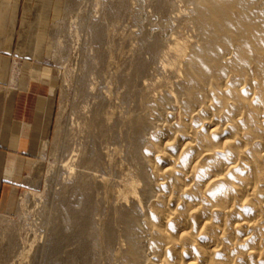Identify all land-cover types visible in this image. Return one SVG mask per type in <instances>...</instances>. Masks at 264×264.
<instances>
[{"label":"rangeland","instance_id":"374dc122","mask_svg":"<svg viewBox=\"0 0 264 264\" xmlns=\"http://www.w3.org/2000/svg\"><path fill=\"white\" fill-rule=\"evenodd\" d=\"M212 2L65 0L51 47V132L34 160L33 183L0 216V264H20L32 244L22 264H144L156 257L140 202L150 208L146 202L155 199L147 184L149 151L160 150L158 136L188 135V118L193 131L209 121L191 109L188 90L200 82L188 83L196 79L188 56L231 59L216 37ZM235 7L264 27V0H237ZM231 13L240 20V12ZM223 74L229 81V69ZM250 75L255 96L264 74ZM208 103L213 113L217 103ZM211 119L230 124L221 110ZM181 152L184 145L167 151Z\"/></svg>","mask_w":264,"mask_h":264},{"label":"bare ground","instance_id":"6f19581e","mask_svg":"<svg viewBox=\"0 0 264 264\" xmlns=\"http://www.w3.org/2000/svg\"><path fill=\"white\" fill-rule=\"evenodd\" d=\"M236 3L213 0L208 6L216 37L225 56L231 55L227 63L184 52L196 72L189 85L198 80L197 89L203 88L201 96L194 87L188 90L195 96L191 109L209 121L193 131L188 118L183 130L188 135L172 141L158 136L154 140L160 150L149 151L147 184L155 199L146 202L150 208L140 202L148 210L144 222L156 257L151 253L154 260L144 264H264V89L255 96L250 92V73L257 78L264 74V27L253 13L250 20L247 11L236 10ZM233 10L242 20L232 16ZM233 41L235 46L228 47ZM209 101L217 103L216 110L230 124L211 119L216 110L211 113ZM181 145L185 152L167 153Z\"/></svg>","mask_w":264,"mask_h":264},{"label":"crops","instance_id":"0c3cea01","mask_svg":"<svg viewBox=\"0 0 264 264\" xmlns=\"http://www.w3.org/2000/svg\"><path fill=\"white\" fill-rule=\"evenodd\" d=\"M65 0H0V216L9 215L51 132V50Z\"/></svg>","mask_w":264,"mask_h":264}]
</instances>
